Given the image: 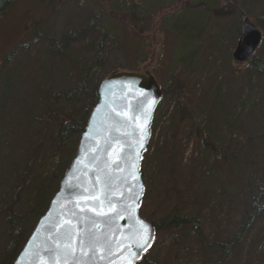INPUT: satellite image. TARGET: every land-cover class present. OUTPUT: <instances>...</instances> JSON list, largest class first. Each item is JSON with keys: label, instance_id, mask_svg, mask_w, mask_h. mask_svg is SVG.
Listing matches in <instances>:
<instances>
[{"label": "rangeland", "instance_id": "rangeland-1", "mask_svg": "<svg viewBox=\"0 0 264 264\" xmlns=\"http://www.w3.org/2000/svg\"><path fill=\"white\" fill-rule=\"evenodd\" d=\"M228 2L53 0L47 7V2H39V6L38 0H15L7 13L0 14V264L15 263L71 164L74 145L82 135L76 128L79 121L75 117L65 121L62 133L59 122L69 113L90 115L96 86L110 74L134 65L127 48L131 39H136L132 47L142 50L137 55L140 62L144 53L151 56L140 70L149 66L163 89L151 126L149 151L144 155L148 156L142 167L148 191L141 216L151 222L169 221L176 208L184 206V215L200 217L205 238L201 242L193 232L184 234L189 230L162 229L144 262L215 264L217 257L205 252L220 235L231 237L237 224H246L247 213L255 220L251 234L245 227L239 239L241 254L227 255L223 264H264V190L260 185L253 181L242 184L238 171L218 169L220 161L205 144L208 133L204 131L200 142L191 123L178 133L176 148L183 155L182 162L175 166L167 162V170L162 159L163 147L174 132L175 104L182 90L199 100L193 122L201 128H215L212 116L225 104L230 76L240 70L249 77L254 66L237 63L233 57L246 19L262 34L251 63L264 62V28L257 22L264 16V0H230L243 16L236 13L221 19ZM132 10L136 23L125 19ZM27 16L39 28L36 39L29 37ZM48 35L58 40L62 52L76 63L73 66L85 70L81 71L84 87L74 79L76 71L69 60L51 58ZM88 46L93 47L91 53L85 52ZM245 75L240 78L246 84L242 100L231 98L227 105L242 125L235 126L237 129H261L264 113L259 104L264 84L261 93L249 96ZM215 84L222 86L224 99L214 93ZM250 113L254 118L249 119ZM219 128L226 136L229 127L224 121ZM22 218L24 222L19 221Z\"/></svg>", "mask_w": 264, "mask_h": 264}, {"label": "water", "instance_id": "water-1", "mask_svg": "<svg viewBox=\"0 0 264 264\" xmlns=\"http://www.w3.org/2000/svg\"><path fill=\"white\" fill-rule=\"evenodd\" d=\"M261 41L246 19L234 60L249 62ZM162 95L149 72L101 82L76 157L14 264H138L152 250L156 227L140 215L142 160Z\"/></svg>", "mask_w": 264, "mask_h": 264}, {"label": "trees", "instance_id": "trees-1", "mask_svg": "<svg viewBox=\"0 0 264 264\" xmlns=\"http://www.w3.org/2000/svg\"><path fill=\"white\" fill-rule=\"evenodd\" d=\"M52 1L53 0H38V5H39V2L41 4L47 2V7H49L50 2ZM61 1H64V0H61ZM85 1H88V0H85ZM132 1H133V4H136V0H132ZM14 3H15V0H0V14L3 15L7 13V11L11 7L14 6ZM228 4H229L228 11L227 13L222 14L221 19H227L229 17L226 18L225 15L232 16L236 13L243 16V13H241L238 10V8L235 6L234 3H231L229 0ZM39 6H42V5H39ZM133 7H136V5H134ZM31 18L32 16L31 17L27 16L25 18V24L31 23L30 27L33 26V28L29 27L28 29V30H31L32 32V34L28 32L30 34L29 37L32 36V39H36L38 37L39 28L37 27V25H33L32 23L33 21ZM125 19L127 21H130V23H136V21L138 20L137 15L133 12V10L127 17H125ZM126 20H124V22H126ZM257 22L260 24L261 28H264V16L259 17L257 19ZM28 26H26V29H25L26 31H27ZM83 31L84 29L81 32L82 35L84 34ZM45 39L51 46V53H50L51 58H54V57L58 59L63 58L65 60H69L70 61L69 63L71 65L76 64L74 60L70 59L68 56H66L62 52L60 44L54 36L48 35ZM134 40L136 39L129 40L130 45L127 47L128 50L131 51V55L133 56L132 58L134 59V62H133L134 65H131V66H135V68L133 67L134 68L133 71L141 72V73L142 72H152L150 67L146 65L142 70H140V66L142 64H145L147 61H149L151 59V56L150 55H149L150 57L146 56V54L144 53L143 57L145 58L142 59L140 62L138 60L137 55H140L142 50H140L139 47L138 48L132 47V43L134 42ZM141 46H142V43H141ZM85 49H86L85 52L91 53L93 47L88 46ZM252 61L253 59H251V61L249 62L252 65V67L253 66L254 67L250 71L249 77L245 75L244 73L240 72V70L237 72H234L232 76H230L229 78L230 84H227L228 93L224 94L226 105L228 104L231 98H236L239 101L242 100L243 92L246 87V84L242 83L240 78L243 77L244 75L246 76V79L248 80V84L250 87L249 96H251L256 91L260 92V86L264 84V62L260 60H256L254 61V63H251ZM249 62H247V64ZM131 66L128 65L126 67L127 68L126 71L131 70L132 69ZM71 68L74 71H76V73L74 74V79L78 82L79 85L84 87L85 79L83 77V72L81 71H85V70L83 68H82L83 70H80V68H78V65L73 66ZM99 85L96 86L95 92L93 91L94 93L93 106L94 107L97 105L98 100H99L98 98ZM213 91L216 95L218 94L219 97L220 96L222 97V95L220 94L222 93V86L215 84ZM176 93L177 95L179 94L177 91ZM224 97H222V99H224ZM202 99L205 101V94L203 95ZM249 100L250 102H255V99H249ZM198 102L199 100L197 98V95H193L187 90L186 91L182 90V94L178 95V99L175 104V115L173 116V119L175 120V123L173 124L175 126L174 132L169 142L165 143L163 147L164 155L162 159L165 160L166 169L169 170V166L167 165V162L168 164L170 163L173 164V166L177 165L179 162H182L183 155H181L178 149L176 148V145L179 144L178 142H180L178 133L181 131L182 128H184V126H186L187 123H191L195 127V134L199 138L200 142L203 141L204 131L208 133L209 136L207 140H205V144H206L208 151L215 153L218 161H220L218 169L222 171L236 170L239 172L241 176L242 184H244L245 181L246 183L253 181V183H255L256 185H260L261 189L264 190V127L261 129H258V127H253L249 129H246V128L237 129L235 126H242V125L238 124L237 116L233 112V110L229 108L228 105L226 107V105L223 103L217 109L218 113L217 114L215 113L212 116L213 124L216 123L215 128L213 127L208 128L207 126L205 128H201L200 125H197L196 122H193L196 116V109H197ZM246 106L247 104H244V109L246 108ZM259 106H262L261 111L264 113V96L263 95H262ZM71 117H75V119L79 121L76 128L79 129L82 134L85 130V127L87 125L90 115L84 116V114H82L81 112L69 113L65 115L66 119L64 118L63 120H61V122H59L61 133L66 131L64 127H62L61 125L66 126L65 121H67ZM217 117H218V120L216 122ZM252 117L254 118V114L250 113L249 119H252ZM232 118H236V121L234 122ZM230 119L232 121H229ZM223 121L226 124V126L229 127V129L226 130V136L224 137L222 136L223 129L219 128L220 124H222ZM64 122L65 124H63ZM78 144L79 143L77 141L76 145H74V148L72 151L73 155L71 157L72 159H70L71 163L76 156ZM149 146H148L147 151H149ZM146 154H148V152H146ZM146 157L148 156L147 155L144 156L142 167L144 166ZM192 162L194 163L195 160H193ZM70 165L68 166L67 170L69 169ZM67 170H65V172ZM142 174H143V169H142ZM147 191H148V187H147ZM147 191H145L146 194H144V197L147 195ZM176 195L178 196L180 195V193L176 191ZM185 209L186 207L184 206H178L172 214L173 218H171L169 221H167L169 218L163 221L161 219L160 222L153 221L152 223L156 227L157 234L162 229H168V230L170 229V230H175V231L176 230H184V231L189 230L188 232L184 233L186 236H188L189 233L193 232L197 236V238L201 242H203L205 238L203 234V228L200 225V220H199L200 217L184 215ZM41 216H43V214H41ZM19 221L24 222L25 218L19 219ZM243 221L245 222L248 221V222L246 224L244 223L237 224L238 226L237 232L235 234H232L231 237L224 238L222 235H220V237L213 243L211 248L205 252L206 256L217 257V261L215 264H223V262H225L226 256L229 254H234L236 256H239L241 254V247L239 246V239L241 238L242 233L246 230L245 227L247 226L249 227V233H250L252 231L251 230L252 227L254 226L253 224L255 223V220L253 218L251 219V216L247 215V213L244 216ZM139 264H146V262H144L143 260ZM155 264H158V262H156Z\"/></svg>", "mask_w": 264, "mask_h": 264}]
</instances>
